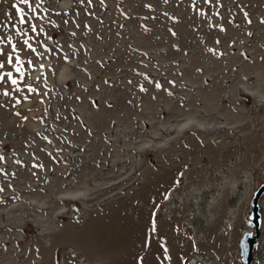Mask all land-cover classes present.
Instances as JSON below:
<instances>
[{"label": "rangeland", "instance_id": "obj_1", "mask_svg": "<svg viewBox=\"0 0 264 264\" xmlns=\"http://www.w3.org/2000/svg\"><path fill=\"white\" fill-rule=\"evenodd\" d=\"M0 51V264H136L147 239H94L113 208L127 216L128 175L131 192L166 176L151 234L176 215V242L186 233L209 256L232 244L228 217L247 226L264 158V0H0ZM255 254L264 264V223Z\"/></svg>", "mask_w": 264, "mask_h": 264}, {"label": "crops", "instance_id": "obj_2", "mask_svg": "<svg viewBox=\"0 0 264 264\" xmlns=\"http://www.w3.org/2000/svg\"><path fill=\"white\" fill-rule=\"evenodd\" d=\"M263 169H264V158H263V162L259 165V171L255 176L256 179L254 178V182L256 181V183L259 184L262 181H264V176H262L261 174L263 172ZM234 209L235 208L233 207V210ZM235 211L236 210L233 211V214H235ZM239 214L240 211H238L237 218H235V215H233L232 217H228L225 222L229 226L227 231L229 235L231 234L232 244L227 243L220 249H217L216 245H214L213 247L210 246L209 251H207L209 252L208 253L209 256H207V254H204L202 252L200 247L201 244L198 242V240L194 238H190L189 236L186 235V233L182 235V232H179L178 234L179 237L181 235V240L179 243L176 242L174 232L175 231L177 232V229H175L174 231V228H173L174 232H172L171 238L168 236V234H151L150 236H147V235H143V234L140 235L135 233L128 235L127 238H129L130 236L134 238L135 236H138L140 237V240H146V239L148 240L147 243L144 242L143 245L140 247V249L137 250L138 255L140 254L142 256H140L136 264H162V262L163 264H185L188 258L197 257L200 254L205 255L211 262L213 261L215 264L220 260L230 264H239L241 262L240 248H239L241 221ZM104 222L105 219H101V220L99 219V221L97 220L95 221V225L96 224L104 225ZM98 235L99 236L97 238H94L96 247L98 249L102 248V250H107V248H110L111 244L108 243V238H106L107 233L101 232ZM161 237H165L167 241L170 238L169 252H168V256L170 257V260H165V257L160 249V246L162 245ZM183 240L184 242H182ZM119 244H123V242L119 241V243L116 244V246H118ZM149 246L152 248V251L147 250L149 249ZM144 253L148 254L147 258H145ZM109 256L111 257V255ZM107 257L108 256H106V258L104 257L106 263H107V259L109 261L112 259V258L109 259ZM125 258H126L125 261H127V263L121 262V264H128V263L132 264V258L131 259H128V257ZM92 262H93L92 264H103V262H101L100 260L92 261Z\"/></svg>", "mask_w": 264, "mask_h": 264}, {"label": "bare ground", "instance_id": "obj_3", "mask_svg": "<svg viewBox=\"0 0 264 264\" xmlns=\"http://www.w3.org/2000/svg\"><path fill=\"white\" fill-rule=\"evenodd\" d=\"M141 177L145 178L146 175H143ZM165 178L166 176L163 174L153 175L152 177L146 178L148 182L140 185L139 187L135 188L133 192H131L133 188V184H132L133 182L131 181L133 179V176L128 175L126 178V181L128 182V185L126 186L127 195H126V200L123 202V205L126 206L128 210L126 212L128 213L127 216L122 215L121 211H118V209L111 207L113 209L111 210L109 217L105 220L104 225L96 224V231L94 232L95 234L94 238H97L99 236L98 234L101 231L108 233V228L110 229L112 240H114V238H124L125 233H128V235L135 233V234H140V235L143 234V235L150 236L151 233L148 229V216H149V211L151 208L148 210V207L150 203L153 202L152 201L153 196L151 197V192L157 191L158 189V183H155V181L161 183L165 180ZM249 182L248 183L251 188V185L254 182L253 174L250 175ZM148 192H150V195L147 194ZM79 211H81V209L75 210V213L79 214L78 213ZM198 212H199L198 215L205 219L212 217V216H209L207 213H204V209H199ZM176 217H177L176 215L172 216V218L174 219ZM167 219L163 220L159 225V230L163 229L166 232L156 233V234H168V236L171 238V234L173 232L174 226L172 225L173 226L172 227L169 224H172L171 220L174 221V219L170 220L171 223ZM130 225L131 227L129 228ZM246 227L248 226H245L244 228ZM244 228L241 230L240 234H242ZM170 238L167 241L168 252H169ZM162 245L160 246V249L163 247ZM189 260L192 262L194 261L197 262L201 260V261H205L207 264H213V262H211L206 256H202V255H198L197 257L190 258ZM79 264H90V263L84 262V263H79Z\"/></svg>", "mask_w": 264, "mask_h": 264}, {"label": "water", "instance_id": "obj_4", "mask_svg": "<svg viewBox=\"0 0 264 264\" xmlns=\"http://www.w3.org/2000/svg\"><path fill=\"white\" fill-rule=\"evenodd\" d=\"M264 201V181H262L256 189L252 192V196L250 199V211L248 213L247 226L244 228L240 240H239V248H240V256L242 264H254L255 259V251L259 247L262 227H263V218L264 213L262 210ZM252 233V235L247 236L245 240V234ZM244 241V247L241 249V242ZM185 264H207L205 261H197L192 262L189 259L185 262Z\"/></svg>", "mask_w": 264, "mask_h": 264}, {"label": "snow or ice", "instance_id": "obj_5", "mask_svg": "<svg viewBox=\"0 0 264 264\" xmlns=\"http://www.w3.org/2000/svg\"><path fill=\"white\" fill-rule=\"evenodd\" d=\"M21 2H23V3H28V0H21ZM21 22H23V20H21ZM34 27H35V26H33V28H34ZM0 55H3V52H2V51H0ZM10 62H11V57H9V63H10ZM0 67H3V65L0 64ZM17 71H20V69L17 68ZM8 75L11 76V73H8ZM12 82H13V83H16L15 80H13ZM157 87H160V85H157ZM4 94L7 95L8 93L5 92ZM2 159H3V157L0 156V160H2ZM2 171H3V169H0V172H2ZM0 191H3V188H2V187H0ZM152 231H153V232L155 231V226H153ZM250 235H252V233H246V234H245V240H246L247 236H250ZM243 247H244V241L241 242V249H243ZM164 257H165V260H170V257L168 256V250H167L166 247L164 248ZM141 259H142V258H141ZM162 264H163V262H162Z\"/></svg>", "mask_w": 264, "mask_h": 264}]
</instances>
